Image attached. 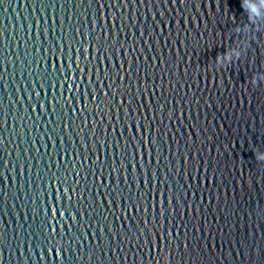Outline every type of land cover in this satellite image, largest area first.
<instances>
[{"label":"water","instance_id":"water-1","mask_svg":"<svg viewBox=\"0 0 264 264\" xmlns=\"http://www.w3.org/2000/svg\"><path fill=\"white\" fill-rule=\"evenodd\" d=\"M0 264H264V3L0 0Z\"/></svg>","mask_w":264,"mask_h":264},{"label":"clouds","instance_id":"clouds-1","mask_svg":"<svg viewBox=\"0 0 264 264\" xmlns=\"http://www.w3.org/2000/svg\"><path fill=\"white\" fill-rule=\"evenodd\" d=\"M261 2L264 3V0H261ZM250 8H251V10H252L253 12H258V10H259V9H258V6L255 5V4H251V5H250ZM224 59H225V57H221V58H220V63H223Z\"/></svg>","mask_w":264,"mask_h":264}]
</instances>
